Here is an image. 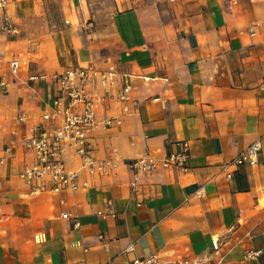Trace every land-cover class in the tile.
<instances>
[{"label": "crops", "instance_id": "0c3cea01", "mask_svg": "<svg viewBox=\"0 0 264 264\" xmlns=\"http://www.w3.org/2000/svg\"><path fill=\"white\" fill-rule=\"evenodd\" d=\"M6 17L17 32L0 35V264H129L152 254L165 264H264V0H10ZM13 58L23 64L15 77ZM108 62L139 102L121 114L114 87L88 132L94 156L117 168L87 188L33 194L19 178L24 140L53 88L28 77ZM107 116L122 123L105 129ZM257 139V164L228 179L223 166ZM181 141L189 170L159 166L132 190L128 162L146 152L162 160ZM65 158L79 168L73 150ZM108 210L114 217L98 214Z\"/></svg>", "mask_w": 264, "mask_h": 264}, {"label": "built area", "instance_id": "2783aa9c", "mask_svg": "<svg viewBox=\"0 0 264 264\" xmlns=\"http://www.w3.org/2000/svg\"><path fill=\"white\" fill-rule=\"evenodd\" d=\"M10 0H0V35L16 33V28L6 17V10ZM22 61L13 58L8 64L10 76H18L22 69ZM47 81L53 88V97L49 107L41 114L39 122L30 128V134L24 140L25 152L29 160L25 162L19 178L31 187L33 194L41 192H62L64 190H78L87 188L91 178L109 176L118 166L115 159L98 160L93 154V146L88 139V132L97 123V108L99 104L107 103L113 98L112 90L119 86L117 102L121 114L136 112L138 100L133 98L131 87L126 83L119 84V71L115 63L108 62L104 70L94 65L70 66L62 72L53 74H34L28 81ZM97 83V87L94 85ZM264 88V78L261 82ZM0 90L8 92V82L0 78ZM21 122L25 115L19 116ZM120 117H106L102 125L105 129L120 125ZM70 150L80 158L79 168L68 166L66 155ZM115 150V149H114ZM261 151V140L257 139L248 145L235 158L223 166L228 179L232 176V168L243 164L254 166L258 162ZM10 152V148H5ZM189 144L187 141L178 143V149L162 160H157L149 153H144L128 162L131 172L130 185L136 191L139 187L141 176L151 174L159 166L168 168L175 166L182 171L189 170ZM201 188L199 195L202 193ZM103 217L112 216L114 212H98ZM63 217H67L66 214ZM219 238L211 240L212 253L220 250ZM255 252H248L246 258L254 259ZM163 258L152 254L145 258H135L129 264H165ZM174 264H219L211 262V258L204 259L186 256L177 259Z\"/></svg>", "mask_w": 264, "mask_h": 264}]
</instances>
